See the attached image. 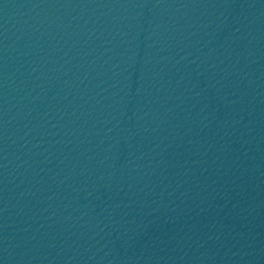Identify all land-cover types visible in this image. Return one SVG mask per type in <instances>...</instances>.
<instances>
[{
  "label": "water",
  "instance_id": "95a60500",
  "mask_svg": "<svg viewBox=\"0 0 264 264\" xmlns=\"http://www.w3.org/2000/svg\"><path fill=\"white\" fill-rule=\"evenodd\" d=\"M0 264H264V0H0Z\"/></svg>",
  "mask_w": 264,
  "mask_h": 264
}]
</instances>
